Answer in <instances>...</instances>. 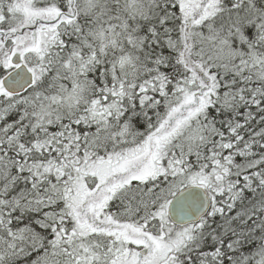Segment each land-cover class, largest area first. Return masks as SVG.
<instances>
[{"label": "snow or ice", "instance_id": "6c2138e0", "mask_svg": "<svg viewBox=\"0 0 264 264\" xmlns=\"http://www.w3.org/2000/svg\"><path fill=\"white\" fill-rule=\"evenodd\" d=\"M0 264H264V0H0Z\"/></svg>", "mask_w": 264, "mask_h": 264}]
</instances>
